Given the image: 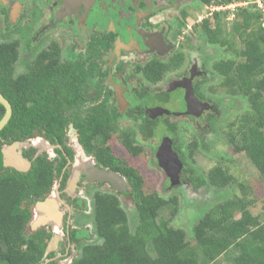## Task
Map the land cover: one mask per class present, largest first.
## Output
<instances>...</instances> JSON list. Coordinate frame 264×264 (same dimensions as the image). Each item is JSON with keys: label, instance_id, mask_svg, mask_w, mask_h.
Listing matches in <instances>:
<instances>
[{"label": "trees", "instance_id": "16d2710c", "mask_svg": "<svg viewBox=\"0 0 264 264\" xmlns=\"http://www.w3.org/2000/svg\"><path fill=\"white\" fill-rule=\"evenodd\" d=\"M213 1L220 5L248 0ZM229 13L228 10L214 11L195 28L208 42L224 44L230 53L213 66L221 76V85L230 95L244 99L247 108L227 124L225 135L232 150L246 154L264 184V18L252 5L238 6L230 21L229 33L223 23V19L228 20ZM226 34L232 39L239 38V45ZM50 48L44 52L49 62L45 69L41 67L12 78L16 41L0 42V89L12 104L11 117L0 130V141H20L37 132L46 141L63 146L66 127L72 124L78 143L86 153L94 156L96 166L118 172L127 184L125 192L110 187V190L93 194V233L100 243L81 245V253L72 264H213L224 254H229L231 264H264V197L261 212L256 214L249 209L255 201L244 195L213 204L193 224V243L190 242L183 228L170 223L178 210L177 197L165 198L156 191H145L141 173L117 156L109 145L112 134L118 132V142L127 153L137 155L143 150L135 143L132 130L119 127L120 111L103 101L91 106L83 104L84 91L73 66L64 65V79L73 84L60 85L57 82L60 80L58 52L55 46ZM40 61L38 57L39 64ZM137 105L138 110L129 107L127 119H140V136L150 138L152 125L146 123H154L146 118L143 106L138 102ZM2 111L0 105V115ZM61 168L62 164L54 165L40 154L32 161L28 172L8 171L0 176L2 264H38V251L30 253L29 249L22 248L27 242L22 226L30 214L29 211L25 213L21 204L24 200L34 202L49 194ZM210 170L207 176L210 185L223 187L235 182L222 164ZM183 173L193 189L204 183L202 177L194 175L191 167L186 166ZM65 178L66 174L61 180L62 186ZM181 182L184 181L180 180L179 184ZM119 195H127L133 206L136 220L133 229ZM168 205L173 208L165 219L160 211ZM9 238H13L12 241Z\"/></svg>", "mask_w": 264, "mask_h": 264}, {"label": "flooded vegetation", "instance_id": "af4514ba", "mask_svg": "<svg viewBox=\"0 0 264 264\" xmlns=\"http://www.w3.org/2000/svg\"><path fill=\"white\" fill-rule=\"evenodd\" d=\"M196 1L0 0V42L16 41L17 56L11 63L12 78L33 70L37 71L41 67L45 69L49 62L47 53L44 52L55 46L58 52L57 66L60 67L57 72L60 80L57 82L60 85L73 84L64 79V65L73 66L74 74L84 91L83 104L91 106L103 101L107 106L109 104L116 107L122 114L119 127L132 130L135 143L141 148L143 144L140 140L155 141L156 162L165 172L166 183L169 185L166 187L170 188L180 185L179 182L171 184L172 176L177 178L176 173H183L186 168L185 158L192 156L189 152L185 153L186 155L183 153V142L179 136L180 128L174 121H169V117L188 119L191 132L196 135L194 138L201 140L193 139L186 146L191 149L195 143L193 149L200 150L205 146L206 129L212 126L215 113L219 110L217 99L214 100L205 93V87L207 92L209 91L207 87L210 78H218L221 85V76L213 66L219 59L209 61L208 55L202 51V46L212 43L195 30L196 34H192L195 33L192 27L195 28L214 12L208 13L210 7L216 4L213 0H204L205 2L200 0L204 7L202 18L197 15L199 17L195 21L197 24L190 26L187 23L188 5L192 2L194 6L193 3ZM97 18L99 20H95ZM48 33H70L72 40L70 39L71 42L66 49H62L58 42L61 41L60 36L54 34L48 39ZM181 33L184 36H180ZM185 41L187 44L184 48ZM64 55L68 56L67 60L64 59ZM38 57H41L40 64ZM161 84L164 85L163 89L158 88ZM188 84H191L192 93L199 102L190 105L191 112L190 110L187 112L188 105L185 99V87ZM0 92L8 100L1 89ZM173 94L176 96L173 97ZM8 102L12 114V104L9 100ZM137 102L143 106L146 118L154 123V125L146 123L152 125L150 134L153 136L150 138L140 136L142 125L140 119L132 117L127 119L126 113L129 107L138 110ZM173 103L179 106L171 107ZM1 106L3 111L0 118L5 111L3 105ZM86 106L83 105L84 108ZM158 107L168 112L157 114L154 110ZM70 131L76 136L72 124H68L63 146L57 142L46 141L47 139L37 132L24 138L26 140L0 141L2 165L0 176L8 171L28 172L32 161L40 154L52 160L54 165L62 164L55 180L58 188L53 191L52 199L57 206L48 202L50 193L34 202L24 200L21 204L25 213L29 211L30 214L29 220L22 226V234L27 241L22 248L25 251L29 249L30 253L32 250H37L38 264H66V262L72 264V260L81 253L79 247L92 243L91 240L95 237L91 231V228H94L91 204L93 194L97 191H107V188L102 189L104 185H107L109 190L110 187L121 192L127 190L126 181L118 172L125 182L124 191L116 189L108 181L89 180L86 174L89 168L95 166L110 169L96 166L98 164L94 156L86 153L80 145L91 162L87 161L88 166L85 167L84 163V167H80L72 192L65 194V184L74 159L67 142ZM35 136H40L45 144L51 147L52 156L49 157L43 151L33 150L31 141ZM165 137L171 140L170 147L181 164L180 170L177 168L176 159L167 158L164 160V166L159 165L158 151ZM18 142L19 146L14 148L13 153L23 160L24 164L21 168L25 167V170L4 165V151H8V146L11 147ZM65 147L68 153H65ZM64 174L66 178L62 186L61 180ZM95 185H98V188L90 190V187ZM86 194L90 195L89 204L82 198ZM40 203L44 205L39 206ZM89 216L91 222L82 223ZM12 239L9 238L10 241Z\"/></svg>", "mask_w": 264, "mask_h": 264}, {"label": "rangeland", "instance_id": "374dc122", "mask_svg": "<svg viewBox=\"0 0 264 264\" xmlns=\"http://www.w3.org/2000/svg\"><path fill=\"white\" fill-rule=\"evenodd\" d=\"M193 4L194 6H192V2L189 3L187 11L189 16L187 23L190 26L197 24L195 23V21H197V18H202L201 13H203L204 9L203 4L200 0H197ZM197 15L199 17H197ZM233 18L234 17L228 18V20L223 19V23H225L226 32L231 33V31H229L230 21L233 20ZM95 20H99V18ZM192 29L194 31L193 27ZM195 30L197 31L198 29L195 28ZM54 34H58L60 36L61 41L58 40V42H60L62 49H66L69 43L71 42L70 39L72 40L70 33H48V39H50V37ZM192 34L195 35L196 32ZM226 35L229 40H234V43L236 45H239V38L238 40L237 38L232 39L230 34ZM180 36H184L183 33H181ZM236 37L238 36L236 35ZM186 44L187 41L184 42V48L186 47ZM202 51H204L208 55L209 61L224 58L225 56H230V53L227 52V48L224 44H206L202 46ZM64 59L67 60L68 56L64 55ZM218 80V78H210L207 87L209 88V91L207 92L206 87V92L204 91L206 95L210 98L214 100L217 99V103L219 104V110L215 113L212 126L206 129L204 147H201L200 150H191L188 146H186V144L191 142V140L196 139L194 138L196 136L194 132H191L190 123L187 118L178 117L176 119H173L169 117L168 119L171 122L174 121V123L177 124V127L180 128L179 136H181L182 142L184 143H182V146L184 147L183 153L187 154L189 152L190 156H192L190 158L188 157L187 159L185 158L186 166L191 167L193 169L195 176H200L204 180V183H202V185L199 186L197 189H193L191 184H189V182H186V179H184V177H186V173L181 172L176 173V179H183L184 183H181L180 185H175L170 188H166V186H168V183H166L167 177L165 176V172L157 165L155 158V141L144 142L140 140V142L143 144V150L137 155L127 153L120 146L117 139L118 132L113 133L108 141L109 145L112 147L113 152L117 156L121 157L129 165L133 166L141 173L144 180L145 191H156L163 195L165 198L173 196L177 197L178 210L174 218L170 220V223L175 227L183 228L186 233V238L192 243L193 238L191 235V228L193 224L213 204L224 199L244 195L247 198H251L255 201L254 203H252L251 206H249V209L252 213L256 214L261 212L262 200L264 197V184L259 179L255 166L252 164V162L249 160V158L244 152H236L232 150L225 135V132L227 130V124L231 120H233L238 114L244 112L247 108V104L245 100L240 98L239 96L230 95L227 92L226 88L219 84ZM158 88L163 89L164 85L161 84L160 86H158ZM158 88L156 87V89ZM176 94H173L172 96L175 97ZM176 106L178 107L179 105L176 103H173L171 105V107ZM67 138L68 145L74 154V159L70 165V173L64 188L66 195L69 192H72L74 186L73 184L76 181L78 172L80 171V167L83 166V164L87 161L91 162L89 160V156L84 153L80 144L76 140V136L73 131H70L68 133ZM197 140L200 141L201 138H198L195 141ZM31 142L34 151L46 152L49 157L53 155L51 147L46 145L45 141L40 136L33 137ZM8 148L10 149L11 147L8 146ZM216 164H222L227 169V171L234 177L235 182L233 184L223 187L222 185L219 186L208 184L207 176L211 171V167H214ZM0 166H2L1 163ZM57 188V184L55 183L52 187V192H50V197L48 200L49 203L52 202L55 204V206H57V204L52 199L53 191ZM97 188L98 185H95L90 187V190H96ZM105 188L109 190L107 185H104L102 187V189ZM82 198L88 201L89 204L90 195L86 194ZM119 199L128 214L129 226L131 227V229H133L136 220L133 217L134 209L131 205L129 197L127 195H119ZM172 208V205L164 207L160 211V216L167 219L170 216V210ZM54 209L56 210L55 207ZM57 211H59L58 208ZM83 221L82 223L91 222L90 216L88 219H85ZM82 223L80 221L81 225ZM91 231H93V227L91 228ZM91 242L100 243L95 237L92 238ZM230 259L231 258L229 254H224L218 257L213 262V264H231ZM66 264H68V262H66Z\"/></svg>", "mask_w": 264, "mask_h": 264}, {"label": "water", "instance_id": "95a60500", "mask_svg": "<svg viewBox=\"0 0 264 264\" xmlns=\"http://www.w3.org/2000/svg\"><path fill=\"white\" fill-rule=\"evenodd\" d=\"M186 90H185V99H186V103L188 105V110L187 112H189V107L190 105L193 104H198V100L196 99V97L193 95L192 93V87L191 84L186 85ZM0 104L3 105L5 111L2 115V117L0 118V130L5 126V124L8 122L10 116H11V106L8 102V100H6V98H4L0 92ZM207 106V104H205V107ZM155 113L157 114H162V113H167L168 111L163 109V108H156ZM191 112V110H190ZM170 139L165 137L162 141L161 147L159 148L158 151V160H159V165L160 166H164L165 159H176V163H177V168L178 170H180V162L177 159L175 153L172 151L171 149V145H170ZM18 143L13 144L11 146V150L9 149V151H4V165L6 166H12L17 170H25V167L21 168V166L24 164L23 160H21L19 155H16L15 153H13L14 148L18 147ZM11 151V153H10ZM88 163H85V167L88 166ZM83 166V167H84ZM177 170V171H178ZM87 176L89 180H98V181H108L112 184L113 187H115L116 189L125 190V182L123 180V178L115 171L112 170H106V169H102V168H97V167H91L89 168L87 171ZM169 174V173H168ZM170 175V174H169ZM177 177V174H176ZM179 180L176 179L174 177V175L172 176V180H171V184H176L178 183ZM49 202V201H48ZM43 203H40L39 206H43Z\"/></svg>", "mask_w": 264, "mask_h": 264}, {"label": "built area", "instance_id": "2783aa9c", "mask_svg": "<svg viewBox=\"0 0 264 264\" xmlns=\"http://www.w3.org/2000/svg\"><path fill=\"white\" fill-rule=\"evenodd\" d=\"M244 5H252L253 7H256L261 12L262 17L264 18V0H248L244 2H231L228 4H220L215 5L213 7H210L208 13L210 14L212 11H229V18H232L234 16V10L238 6H244Z\"/></svg>", "mask_w": 264, "mask_h": 264}]
</instances>
